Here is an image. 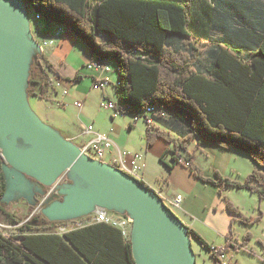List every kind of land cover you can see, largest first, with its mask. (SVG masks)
<instances>
[{
    "label": "trees",
    "instance_id": "trees-1",
    "mask_svg": "<svg viewBox=\"0 0 264 264\" xmlns=\"http://www.w3.org/2000/svg\"><path fill=\"white\" fill-rule=\"evenodd\" d=\"M23 1L41 20L73 33L93 58L114 61L121 115L146 120L149 107L165 112L164 118L153 116L154 123H145L148 146L158 139L174 142L170 170L183 157L181 165L200 181L246 188L264 199V18L249 24L214 22L213 29L223 35L210 38L213 49L200 59L194 48L188 51V42L198 40L197 31L204 26L191 19L193 5L203 0ZM47 70L53 67L42 54L32 66L29 96L46 99L48 93H57ZM193 141L197 146L210 141L223 149L245 151L261 170L255 169L244 182L218 172L216 179L206 177L189 151ZM165 155L159 158L163 163ZM2 163L0 155V198L6 189ZM226 207L238 214L232 203ZM0 220L22 222L1 203ZM67 222H51L39 212L23 224V233L0 232V264H136L131 239L119 228L93 223L59 232ZM187 227L193 238L212 249Z\"/></svg>",
    "mask_w": 264,
    "mask_h": 264
},
{
    "label": "water",
    "instance_id": "water-1",
    "mask_svg": "<svg viewBox=\"0 0 264 264\" xmlns=\"http://www.w3.org/2000/svg\"><path fill=\"white\" fill-rule=\"evenodd\" d=\"M30 24L23 0H0V155L6 182L0 203L40 205L51 222L98 209L127 215L136 264H197L187 225L154 189L89 157L32 109L29 79L43 50Z\"/></svg>",
    "mask_w": 264,
    "mask_h": 264
},
{
    "label": "rangeland",
    "instance_id": "rangeland-1",
    "mask_svg": "<svg viewBox=\"0 0 264 264\" xmlns=\"http://www.w3.org/2000/svg\"><path fill=\"white\" fill-rule=\"evenodd\" d=\"M29 14L31 30L35 39L42 44L45 40L51 39L54 35H46L47 28L45 25L47 23L37 19L31 10ZM54 40L52 46H45L43 48L44 55H47L49 49L58 46H56L58 39L56 40V37H54ZM204 46L205 44L202 43L198 45L200 50ZM84 49L87 48L81 40L77 45H65L66 55L62 58V61L67 70L62 69V71L60 62L54 59L55 63L51 64L53 71L47 70V73L52 80H55L59 73L64 77L73 76V68L82 72L83 81L81 89L88 96V110L86 112L84 110V113L80 114L79 109L71 101L70 97L77 94V90L71 82H68V85L65 86V89L70 93L69 96L66 95V104L59 106L53 104L49 99L54 98L58 100L61 98L62 93L58 95V93L50 92L46 99L30 96L29 102L32 109L46 124L60 131L66 139H68V132L64 127L70 126L76 134H79L83 126L92 124L97 131L109 134L120 149L143 152L146 155L144 162L146 176H148L145 177L144 182L160 194L164 203L169 204V200L173 196L167 194L168 176L170 175L168 164L173 165L174 163L172 159L174 142L168 143L165 141V144L168 143L169 147L165 151V163H163L159 160L162 154V151L160 153L162 148L160 144L150 149L147 153L143 150L145 147H148V144L146 134L147 124L142 119L137 124L132 125L134 123V116L132 114L123 116L100 108L103 94L101 91L92 89L93 79L86 67L87 58H85L86 51ZM204 52L199 51L198 53ZM107 63L112 70L109 73L111 84L107 86L108 98L115 102L117 96L115 86L118 82V74L114 61L108 60ZM55 81L60 83V88L64 87V82L61 79H56ZM71 81L74 82L73 79ZM161 129L169 132L172 138L178 139L176 133L164 127H161ZM113 130L114 132H112ZM83 140L79 138L73 140V142L76 145H80L85 141ZM193 142L189 147V151L194 154L193 162L206 177L216 179L215 173L218 172L224 178L244 182L255 169L261 170L257 168L249 154L245 151L234 148L223 149L210 141L203 142L202 146H197ZM162 143L164 144V142ZM181 153L187 157L185 152L181 151ZM170 178L172 182H179L190 190L184 191L180 189L185 198L188 200L192 199L196 208V214L201 218L196 220L197 226L206 236L207 241H205L211 247L225 249L228 255L231 256L232 264H264V199H261L256 191L235 186L224 185V187H220L212 183L203 182L180 168L172 171ZM227 202L232 203L238 214H232L227 210ZM169 208L182 220V215L178 208ZM7 209L19 217L22 222H27L35 214V210H31L30 206L21 201L7 204ZM209 211L210 220H213L215 224H211L209 221L202 222ZM241 217L246 218L248 222L242 221ZM0 221L4 223V221ZM83 223L81 221L67 222L59 227L72 230ZM218 227L220 229L227 228V233L224 235L217 231L216 228ZM22 229V226H18L13 230V235L23 233ZM191 241L197 264H216L210 249L203 246L193 237H191Z\"/></svg>",
    "mask_w": 264,
    "mask_h": 264
},
{
    "label": "crops",
    "instance_id": "crops-1",
    "mask_svg": "<svg viewBox=\"0 0 264 264\" xmlns=\"http://www.w3.org/2000/svg\"><path fill=\"white\" fill-rule=\"evenodd\" d=\"M255 18H258V19L264 18V0H203L201 2H198L197 4H194L192 7L191 19L193 20V23L203 24L204 26L202 27V29H199L197 31L198 40H189L188 51H194V50H192V48H194L195 49V58L200 57V59H203L205 57L207 51H210L213 49V44H212L210 38L221 37L223 35V33L221 31H215L213 29L214 22L215 23L216 22L217 23H225V22H237L238 21L241 23L249 24L253 21H258V19H255ZM46 23H47V25H45L47 28L46 35H52V36L55 35L54 37H56V40L58 39V42L56 41V46L57 45L58 46L56 48L51 47L52 49L48 50L47 55H45V57L49 61L50 64L55 63L54 59L59 61L60 65L62 66L61 70L62 69L67 70L66 66L64 65V62L62 61V58L65 57V55H66L65 45H67V44L68 45H77L80 40L73 33L68 31L66 28L59 27L56 24L51 23V22H46ZM60 30H61V32L57 35V32H59ZM201 43L205 44V46L202 50H200L198 47V45ZM84 50L86 51L85 52V58H87V63H89L93 59V57H92L88 48L84 49ZM199 51H205V52L199 54L198 53ZM195 58H193V59L195 60ZM87 63H86V65H87ZM72 70H73V73H72L73 76H65L64 77L61 73H59L57 75V78H55V80L61 79L64 82V87L57 89V93L59 95L62 93L63 90H67V89H65V86L68 85V82L69 83L71 82L72 84H74V87L77 90V94L75 96H71L70 98H71V101H73V104H75V102H77V101H83V108L82 109L78 108L80 111V114H82V113H84V110L86 112L89 108L88 96H86L84 94V92H82L83 90L81 89V87H82L81 83L83 81L82 72L77 71L74 68ZM88 70L91 72V73L89 72V74L91 75V77L93 79V84H94L95 78H99V77L106 78L111 83V77L109 76V74L102 73L101 71H94V70H90V69H88ZM77 75L79 76V78L77 80H75V77ZM71 79H73V81L75 83L72 82ZM55 80L53 79L54 82H56ZM92 89L97 90V91H101L103 96L108 98L107 87L103 90L96 89L94 87H92ZM115 91H116V86H115ZM116 93H117V91H116ZM69 94L70 93L68 91L67 96H69ZM116 95H114V96H116ZM67 96L61 94L60 99L57 100L54 98H50L49 101H51L53 104L59 106V102H63L66 104L65 99ZM115 102L116 103L118 102V96H116ZM140 120L141 119L134 120V123H132V125L137 124V122H139ZM89 125H91V124H89ZM132 125H131V127H132ZM87 126L88 125L83 126L82 130L79 134H76L71 129L70 126H67L64 128L68 132L67 133L68 139L73 141V140L79 139V138H81L82 140L84 139L83 132L85 131V128ZM157 126H159L160 128L162 127V126H160V124H158ZM112 132H114V130ZM162 142H164V144ZM203 142H205V141H201L199 143V146H202ZM193 143L197 144V141H194ZM82 144H80L79 146H81ZM158 144H160L162 146V148L160 150V153L162 151V154L169 147L168 143L165 144L164 140L158 139L152 146L145 147L143 150H145V152L147 153L150 149L154 148ZM119 150H125V149H120L119 146L116 144V148L113 150V154L118 153ZM138 152H141V151H138ZM141 153H143V152H141ZM145 156L146 155H144V157ZM176 168H180L181 170L188 172L189 174H192L196 178V176L191 172V170L188 167L183 166L181 164H176L174 166V168L172 170H170V175L168 176L167 194L169 196H173V197L176 195H182L183 196V200L180 204V207L178 208L181 215H182V221L187 226L196 230L207 241L206 236L201 232L200 228L197 226L196 220H199L200 217L196 214V208L192 202V199L188 200L187 198H185L183 192H181L180 189H182L184 191H190V190L186 186H184L183 184H181L179 182L176 183L175 181H173V182L171 181V178H170L171 173ZM145 177H148V176H146V172L144 171V180L146 179ZM209 178H211V177H209ZM209 215H210V211H209L208 215L203 219L202 222L209 221L211 224L214 223L213 220H210ZM228 217H229V215H228ZM216 229H217V231L223 233L224 235L227 233V228H225V227H224V229H220L219 227Z\"/></svg>",
    "mask_w": 264,
    "mask_h": 264
},
{
    "label": "built area",
    "instance_id": "built-area-1",
    "mask_svg": "<svg viewBox=\"0 0 264 264\" xmlns=\"http://www.w3.org/2000/svg\"><path fill=\"white\" fill-rule=\"evenodd\" d=\"M54 41L55 40L53 36L51 39L45 40L43 44L42 43L39 44L43 50L45 46L47 47L52 46L54 44ZM86 67L90 70L101 71L102 73H107V74L112 72L110 65L106 61H102L95 58H93L89 63H87ZM110 84L111 83L108 79L99 77V78H95L93 87L96 89L103 90ZM54 87L55 89H59L60 83L54 82ZM62 94L67 95L68 91L63 90ZM64 104L65 103L63 102H59V105H64ZM74 105L77 108L82 109L83 101H77L75 102ZM100 108L110 113L114 112L116 114H120L117 103L108 99L105 96H103L100 101ZM145 115L148 116V119L146 120H144V118L141 119L144 122L146 121L148 123H154L153 116L162 117V118L166 116L165 112L155 107L147 108V110L145 111ZM134 120H139V119L134 118ZM83 135L85 141L80 146L83 153H85L86 155H88L93 159L111 164L139 181H144L145 157L143 153L138 151L132 152L128 150H119L118 153L113 154V150L116 148V143L114 142V140L111 138L109 134L101 133L97 131L92 124L88 125L85 128ZM183 162H184L183 157H180L179 163L181 164ZM64 181L65 180L63 179L61 182ZM53 189L54 187L50 188L49 192L51 193ZM40 200H42V198H40ZM182 200H183L182 195H176L169 200V204H167L166 202L165 203L169 207L179 208ZM34 210L35 213L41 212V206L38 205L37 208ZM75 221L84 222L79 227H83L85 225H89L93 223H105L113 227L119 228L123 232L124 236L131 239V230H132L133 222L131 218H129L127 215H122L104 209H98L96 212L88 216L76 220H71L68 222H75ZM24 223L26 222L12 225L0 221V232L7 236L13 235V230L18 226H23ZM57 230L61 233L68 231L66 230L65 227H59L57 228ZM211 253L215 258L216 264H232L231 256L228 255L225 249L212 247Z\"/></svg>",
    "mask_w": 264,
    "mask_h": 264
}]
</instances>
